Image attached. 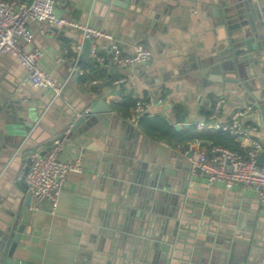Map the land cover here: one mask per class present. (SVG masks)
Returning <instances> with one entry per match:
<instances>
[{"label": "crops", "instance_id": "1", "mask_svg": "<svg viewBox=\"0 0 264 264\" xmlns=\"http://www.w3.org/2000/svg\"><path fill=\"white\" fill-rule=\"evenodd\" d=\"M54 1L56 17L112 36L123 54L141 45L152 59L130 69L95 67L92 57L79 61V31L29 23L24 50L42 52L40 68L60 88L54 97L27 84L16 59L0 58V264H264V205L256 193L208 186L185 157L203 150L190 139L209 130L198 125L207 124L219 96L221 121L251 107L240 124L264 148V56L250 91L200 74L199 62L230 47L212 0ZM94 44L97 55H108L107 39ZM97 101L110 113L71 133L78 112ZM136 101L145 106L137 120ZM56 139L59 158H80L82 173L66 177L53 211L31 201L23 223L26 160Z\"/></svg>", "mask_w": 264, "mask_h": 264}, {"label": "built area", "instance_id": "2", "mask_svg": "<svg viewBox=\"0 0 264 264\" xmlns=\"http://www.w3.org/2000/svg\"><path fill=\"white\" fill-rule=\"evenodd\" d=\"M56 2L54 0H0V58L7 54L16 59L25 71V81L32 88L50 91L54 97L60 94V88L54 84L51 77L39 65L42 57L40 50L26 52L24 45L32 40L28 28L29 23H45L49 27H68L79 31L84 39L90 41V57L98 65H107L118 69H130L148 66L152 53L141 45L133 46L129 54H123L115 39L97 29H93L78 22L56 17L53 13ZM105 38L110 42L108 55L101 56L95 52L94 41ZM76 46L75 51L80 52ZM64 55L67 51H63ZM78 74L82 71L78 68ZM225 103L223 96L217 97L212 105L207 124H199L198 128L226 133L240 145L248 143L245 157L223 147H211L208 151L199 150L189 158L190 172L205 177L208 186H223L230 189L243 186L256 193L261 205H264V148L251 140L240 124V119L251 111L250 106L235 110L226 121L220 116ZM134 118L145 114V106L136 101L134 104ZM242 146V145H241ZM62 142L54 140L49 150H35L30 155L31 164L25 176L27 192L32 201V208L38 209L42 203H47L53 211L58 205V198L62 185L69 174L82 173V161L74 158L64 161L59 158ZM263 153L262 162L257 165V158Z\"/></svg>", "mask_w": 264, "mask_h": 264}, {"label": "water", "instance_id": "3", "mask_svg": "<svg viewBox=\"0 0 264 264\" xmlns=\"http://www.w3.org/2000/svg\"><path fill=\"white\" fill-rule=\"evenodd\" d=\"M260 0H212L211 13L213 17L218 18L220 26L225 30L230 42L228 53L223 57H211L199 62L200 74L206 75L208 81L213 83H230L239 85L244 90L250 91L259 73H262V60L264 56V26L262 23V10H260ZM118 2L128 0H116L115 5L120 6ZM123 7V6H121ZM126 8V7H125ZM225 59V60H221ZM221 60V61H220ZM79 61H92L90 57V41L84 39L81 45ZM78 61V62H79ZM264 61V60H263ZM258 72V73H257ZM256 97V95L254 94ZM248 99H251L249 96ZM90 105L81 112L71 129V133L78 129L82 123L90 125L99 121V114H109L110 109L104 101H97L91 108ZM83 113H85L83 115ZM83 115V116H82ZM51 148V147H50ZM175 156L174 153L171 154ZM193 151H189L185 157L189 159ZM263 153L257 158V165L262 162ZM31 164L30 158L26 160L23 168L22 177L19 183L25 185V176ZM190 167V165H188ZM166 173V171H163ZM158 178V174L155 175ZM160 183L157 186L160 187ZM161 188V187H160ZM31 198L28 196L24 202L25 211H23L22 222H26L29 215ZM22 228L18 230L21 233ZM17 239V237H16Z\"/></svg>", "mask_w": 264, "mask_h": 264}, {"label": "trees", "instance_id": "4", "mask_svg": "<svg viewBox=\"0 0 264 264\" xmlns=\"http://www.w3.org/2000/svg\"><path fill=\"white\" fill-rule=\"evenodd\" d=\"M95 67L99 65L93 61ZM82 80H85V73H82ZM128 107L131 106V103L127 104ZM190 140H199L202 142L201 147L203 150L208 151L211 147H223L229 149L233 152H237L243 157H245L248 148L241 146L238 142L235 141L234 138L229 136L226 133H222L220 131H215L209 129L206 133L198 134L192 137Z\"/></svg>", "mask_w": 264, "mask_h": 264}]
</instances>
